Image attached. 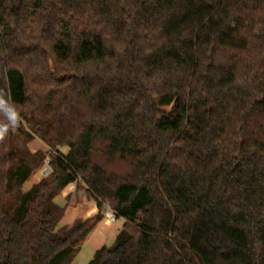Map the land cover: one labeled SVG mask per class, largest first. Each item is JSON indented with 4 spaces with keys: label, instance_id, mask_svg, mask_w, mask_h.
<instances>
[{
    "label": "trees",
    "instance_id": "trees-1",
    "mask_svg": "<svg viewBox=\"0 0 264 264\" xmlns=\"http://www.w3.org/2000/svg\"><path fill=\"white\" fill-rule=\"evenodd\" d=\"M0 96V264H264V0H0Z\"/></svg>",
    "mask_w": 264,
    "mask_h": 264
},
{
    "label": "rangeland",
    "instance_id": "rangeland-1",
    "mask_svg": "<svg viewBox=\"0 0 264 264\" xmlns=\"http://www.w3.org/2000/svg\"><path fill=\"white\" fill-rule=\"evenodd\" d=\"M27 148L31 153L36 151L46 153L48 150V148L36 138L28 142ZM60 151L66 153L67 149L62 148ZM46 160H48V157L45 158L43 165L27 180V182H25L22 187V192L27 191L41 179L46 178L41 175V170L46 167ZM55 202L64 207V216L60 220L58 227L69 226L75 221L85 220L94 215L97 211L94 199L86 194L84 186L79 185L76 187L74 183L66 190L62 191L60 195L55 198ZM102 211V219L82 241L78 253L69 264H87L92 258L95 250L102 245H110L113 242V239L120 230L123 221L115 218L114 221L108 222L106 214L110 209L105 206Z\"/></svg>",
    "mask_w": 264,
    "mask_h": 264
},
{
    "label": "clouds",
    "instance_id": "clouds-1",
    "mask_svg": "<svg viewBox=\"0 0 264 264\" xmlns=\"http://www.w3.org/2000/svg\"><path fill=\"white\" fill-rule=\"evenodd\" d=\"M0 115H3L5 122L0 124V141H3L9 130H15L19 126V114L14 106H9L6 99L0 96Z\"/></svg>",
    "mask_w": 264,
    "mask_h": 264
},
{
    "label": "built area",
    "instance_id": "built-area-1",
    "mask_svg": "<svg viewBox=\"0 0 264 264\" xmlns=\"http://www.w3.org/2000/svg\"><path fill=\"white\" fill-rule=\"evenodd\" d=\"M45 166L46 167L41 170V175L43 177H47L50 174V167L48 165V160H46ZM106 218H107L108 222H112V221L115 220V216H114V214H113V212L111 210L107 212Z\"/></svg>",
    "mask_w": 264,
    "mask_h": 264
}]
</instances>
